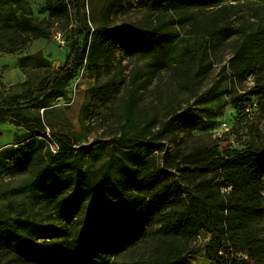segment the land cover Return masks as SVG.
Instances as JSON below:
<instances>
[{
	"label": "rangeland",
	"instance_id": "rangeland-1",
	"mask_svg": "<svg viewBox=\"0 0 264 264\" xmlns=\"http://www.w3.org/2000/svg\"><path fill=\"white\" fill-rule=\"evenodd\" d=\"M68 3L0 0V223L27 216L60 226L66 234L73 231L61 226L54 204L35 183L36 166L57 168L62 181L72 177L61 196L77 186H94L104 171L122 180L151 159L167 164L181 187L193 191L192 182L178 171L185 167L182 156L214 150L220 143L235 149L247 144L264 148L259 64L239 81L231 63L241 34L264 21V3L241 1L229 8L223 31L201 62L196 55L212 20L219 18L218 6L164 9L153 0H123L121 6L115 0H77L78 7L70 11ZM181 15L189 18L180 21ZM158 22L173 36L164 44L168 57L163 67L155 64L153 45L138 48L126 42L114 49L109 66L84 61L65 86L59 83L50 95L39 93L41 84L50 82L63 65L73 42L81 47L94 29L103 26L115 37L143 32ZM241 102L252 106L247 117L239 110ZM175 114L196 119L185 126L169 124ZM21 118L30 120L33 129L18 125ZM167 120L168 132L144 149L122 151L114 143L123 132L142 131L148 137ZM60 138L72 151L58 149ZM20 147L31 151L22 168L16 164ZM252 227L264 235V218ZM158 228L153 221L143 240L117 254L114 264H149L158 258L165 245ZM209 240L200 234L185 244L183 264H213L205 258Z\"/></svg>",
	"mask_w": 264,
	"mask_h": 264
},
{
	"label": "trees",
	"instance_id": "trees-1",
	"mask_svg": "<svg viewBox=\"0 0 264 264\" xmlns=\"http://www.w3.org/2000/svg\"><path fill=\"white\" fill-rule=\"evenodd\" d=\"M115 1L121 6L123 0ZM153 1L164 9L201 10L218 6L219 18L212 20L210 33L196 55L200 62L211 41L223 31L229 8L241 1L264 3V0ZM68 4L70 11L78 7L77 0H69ZM188 18V15L178 17L180 21ZM23 21L28 29H34L29 20ZM164 27L163 22H158L143 32H123L115 37L108 35L103 26L94 29L90 40L85 35L81 47L73 42L63 65L53 73L50 82L41 84L39 93L50 95L59 83L65 86L84 61L98 68L102 64L109 66L114 49L126 42L138 48L153 45L158 54L155 64L163 67L168 57L164 44L173 37ZM241 36L231 59L234 75L241 81L259 64V77L263 78L264 21ZM239 104L243 117H247L252 106ZM195 119L190 114H175L169 124L185 126ZM21 120L18 125L33 129L30 120ZM167 128L168 120L148 137L142 131L123 132L114 143L122 151H138L159 141L168 132ZM57 143L60 151H72L65 139L60 138ZM16 154L17 166H26L31 151L20 147ZM182 159L185 167L178 171L192 182L193 191L181 187L168 172L167 164L160 166L151 159L122 180L104 171L94 186H77L68 195L61 196L72 177L62 181L57 168L36 166L35 183L49 196V203L54 204L61 226L72 227L73 231L66 234L60 226L27 216H17L13 223L2 222L0 264H114L117 254L143 240L153 221H158L157 233L165 245L159 257L149 264H183L185 244L200 234L210 236L205 258L213 264H262L264 235L256 233L252 226L264 218V148L247 144L235 149L220 143L214 150L197 149Z\"/></svg>",
	"mask_w": 264,
	"mask_h": 264
},
{
	"label": "built area",
	"instance_id": "built-area-1",
	"mask_svg": "<svg viewBox=\"0 0 264 264\" xmlns=\"http://www.w3.org/2000/svg\"><path fill=\"white\" fill-rule=\"evenodd\" d=\"M224 127H225V124H224Z\"/></svg>",
	"mask_w": 264,
	"mask_h": 264
}]
</instances>
